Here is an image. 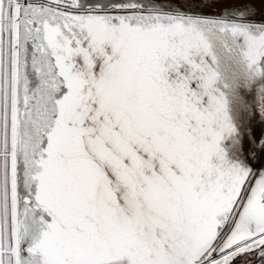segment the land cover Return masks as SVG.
<instances>
[{"label": "snow or ice", "instance_id": "snow-or-ice-1", "mask_svg": "<svg viewBox=\"0 0 264 264\" xmlns=\"http://www.w3.org/2000/svg\"><path fill=\"white\" fill-rule=\"evenodd\" d=\"M0 264H264V0H0Z\"/></svg>", "mask_w": 264, "mask_h": 264}]
</instances>
